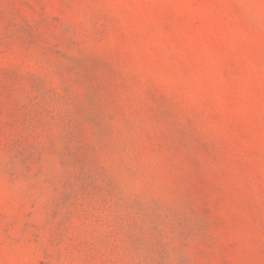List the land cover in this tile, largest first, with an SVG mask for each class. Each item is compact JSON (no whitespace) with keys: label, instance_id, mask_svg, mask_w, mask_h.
Instances as JSON below:
<instances>
[{"label":"rangeland","instance_id":"1","mask_svg":"<svg viewBox=\"0 0 264 264\" xmlns=\"http://www.w3.org/2000/svg\"><path fill=\"white\" fill-rule=\"evenodd\" d=\"M0 264H264V0H0Z\"/></svg>","mask_w":264,"mask_h":264}]
</instances>
